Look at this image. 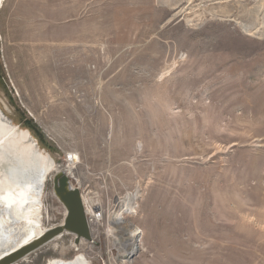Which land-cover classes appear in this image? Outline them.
Listing matches in <instances>:
<instances>
[{"label": "rangeland", "instance_id": "obj_1", "mask_svg": "<svg viewBox=\"0 0 264 264\" xmlns=\"http://www.w3.org/2000/svg\"><path fill=\"white\" fill-rule=\"evenodd\" d=\"M0 110L60 168L80 155L91 264H264V0H4ZM116 218L139 228L129 258Z\"/></svg>", "mask_w": 264, "mask_h": 264}, {"label": "bare ground", "instance_id": "obj_2", "mask_svg": "<svg viewBox=\"0 0 264 264\" xmlns=\"http://www.w3.org/2000/svg\"><path fill=\"white\" fill-rule=\"evenodd\" d=\"M3 1L0 0V8ZM69 154V164L64 169L73 178V169L81 158L79 154ZM59 166L50 153L41 151L31 141L29 130L8 121L0 110V258L39 238L50 228L44 225L41 216L42 197L51 172L61 169ZM127 197L124 204L131 205L128 203L130 195ZM83 199L87 213L91 215L88 197L84 195ZM19 223L21 225L17 226ZM89 224L92 231V219ZM116 229L123 233L116 239L125 257L140 250L138 227L119 218L111 219L107 234L114 235ZM73 247L77 252L72 258L52 257L46 264H91L87 255L80 252V244L74 242Z\"/></svg>", "mask_w": 264, "mask_h": 264}, {"label": "water", "instance_id": "obj_3", "mask_svg": "<svg viewBox=\"0 0 264 264\" xmlns=\"http://www.w3.org/2000/svg\"><path fill=\"white\" fill-rule=\"evenodd\" d=\"M53 193L67 210L64 221L50 227L39 238L0 258V264H18L65 233L74 235L77 245L83 241H93L82 190L73 184L72 178L64 168L54 173Z\"/></svg>", "mask_w": 264, "mask_h": 264}]
</instances>
